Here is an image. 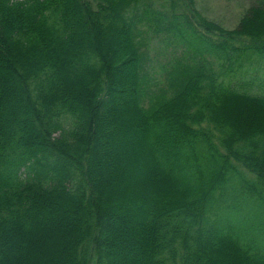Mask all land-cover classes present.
<instances>
[{"label": "trees", "instance_id": "16d2710c", "mask_svg": "<svg viewBox=\"0 0 264 264\" xmlns=\"http://www.w3.org/2000/svg\"><path fill=\"white\" fill-rule=\"evenodd\" d=\"M171 35L196 62L153 92L147 51ZM251 50L264 0L234 30L195 0H0V264H264V95L205 56L236 73Z\"/></svg>", "mask_w": 264, "mask_h": 264}, {"label": "rangeland", "instance_id": "374dc122", "mask_svg": "<svg viewBox=\"0 0 264 264\" xmlns=\"http://www.w3.org/2000/svg\"><path fill=\"white\" fill-rule=\"evenodd\" d=\"M160 1V0H159ZM196 1V9L200 12V14L206 17L208 20L217 23L227 30L236 29L241 19L244 17L246 12L254 5L255 0H195ZM128 16H132V11H128ZM190 15V13H188ZM192 21L195 22L196 19L192 18ZM200 33H204V30L201 29L200 26L197 27ZM148 34V33H147ZM144 38H147L145 34H143ZM213 42L220 43L223 39L216 35H211ZM151 49L147 51V55L149 56V64L147 66L146 72L148 76L151 78V86L150 90L153 92H159L161 88L169 87V73L172 69L178 66L177 62H189L194 64L196 62L195 55L192 56V52L187 51L186 44H176L175 42H179L177 37L169 36L167 39L162 38V36L158 38L152 37ZM188 39V38H187ZM232 45L235 47H243L254 44L247 37L244 38H236L235 40H231ZM252 43V44H251ZM249 47V46H248ZM145 47L143 50H146ZM252 51V50H251ZM188 54H190L188 56ZM208 60L211 62V67L206 64L207 70L209 71L212 68L217 73H222L221 80L231 85L234 88H239L243 90H247L253 94L264 95V86L262 87L261 80L264 75V56L260 55L258 52H245V54H240L237 56V60L234 61L233 69L237 72L227 73V69H225V61L221 58H217L215 55L206 54L205 55ZM199 58V57H198ZM241 64L243 67L239 66ZM147 64H145L146 66ZM209 68V69H208ZM227 73V74H226ZM232 73H234L232 75ZM251 81L252 83H246L251 85H245V82ZM244 85V86H243ZM138 143H142V138H140ZM142 147V146H141ZM238 172L246 179V184H240V179L236 178L231 181V185L236 184L238 189L241 190V193L246 194L247 189L254 182H256L255 174L250 172L247 168H245L241 164H237ZM139 167V166H134ZM134 168L129 170L127 176L124 174V171L120 173V178L123 182L133 183L136 182V179L133 178ZM133 174V175H132ZM126 176V177H125ZM247 187V189H246ZM245 199V198H243ZM253 205L250 202H242V214L246 212L256 213L253 210L247 211V209ZM226 214V213H225ZM241 220V218H239ZM251 220H249L250 223ZM246 223H248V213L246 215ZM219 226H223V222H219ZM264 241V236H263ZM123 260L127 258L123 257ZM178 264H181L180 262Z\"/></svg>", "mask_w": 264, "mask_h": 264}]
</instances>
